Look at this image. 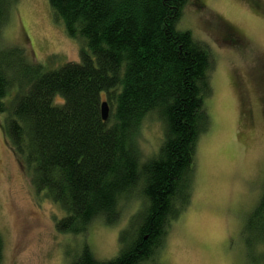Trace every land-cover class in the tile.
<instances>
[{"label": "trees", "instance_id": "trees-1", "mask_svg": "<svg viewBox=\"0 0 264 264\" xmlns=\"http://www.w3.org/2000/svg\"><path fill=\"white\" fill-rule=\"evenodd\" d=\"M187 1L48 0L80 43L79 62L54 67L1 42L13 0H0V129L35 191L65 213L58 232L85 234L98 218L113 224L123 199L142 200L116 257L97 260L85 245L71 264L147 263L189 205L196 145L211 126L204 101L214 64L177 28ZM146 120L162 124L163 139L145 161L136 135ZM243 243L247 261L264 264V187ZM3 245L0 232V264Z\"/></svg>", "mask_w": 264, "mask_h": 264}, {"label": "rangeland", "instance_id": "rangeland-1", "mask_svg": "<svg viewBox=\"0 0 264 264\" xmlns=\"http://www.w3.org/2000/svg\"><path fill=\"white\" fill-rule=\"evenodd\" d=\"M8 8L5 46L54 67L79 62L80 43L48 0H13ZM177 28L211 54L213 93L204 101L211 126L196 145L189 205L143 264H250L243 228L264 187V0H188ZM162 139V124L146 120L136 135L143 160L157 155ZM141 201L123 199L113 224L98 218L85 234L58 232L65 213L35 191L0 129L1 264H71L85 245L95 259H113Z\"/></svg>", "mask_w": 264, "mask_h": 264}, {"label": "water", "instance_id": "water-1", "mask_svg": "<svg viewBox=\"0 0 264 264\" xmlns=\"http://www.w3.org/2000/svg\"><path fill=\"white\" fill-rule=\"evenodd\" d=\"M101 115L104 121H106L109 117V105L106 101H104L101 105Z\"/></svg>", "mask_w": 264, "mask_h": 264}]
</instances>
